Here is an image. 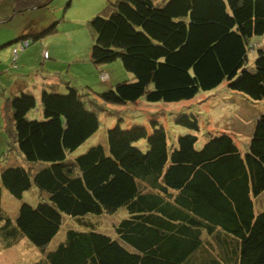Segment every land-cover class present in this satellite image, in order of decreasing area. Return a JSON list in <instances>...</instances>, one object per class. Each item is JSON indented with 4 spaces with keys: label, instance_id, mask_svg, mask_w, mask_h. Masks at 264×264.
<instances>
[{
    "label": "trees",
    "instance_id": "trees-1",
    "mask_svg": "<svg viewBox=\"0 0 264 264\" xmlns=\"http://www.w3.org/2000/svg\"><path fill=\"white\" fill-rule=\"evenodd\" d=\"M52 1L12 0L13 13ZM57 24L15 39L12 67L28 38L41 40ZM87 24L90 63L119 60L133 77L100 92L71 79L63 91L46 84L42 118L28 116L31 93L4 97L2 128L24 163L0 170V195L21 199L35 187L39 202L22 201L14 218L0 202L3 247L26 238L41 254L31 264H264V0H114ZM222 83L261 105L242 114L244 126L207 131L199 148L198 114L169 113L187 130L170 141L161 110L146 114L147 125L122 128L118 117L106 145L70 155L98 130L107 104L179 102ZM120 208L126 217L107 216ZM103 216L109 231L85 220ZM64 219L74 224L47 250Z\"/></svg>",
    "mask_w": 264,
    "mask_h": 264
},
{
    "label": "rangeland",
    "instance_id": "rangeland-1",
    "mask_svg": "<svg viewBox=\"0 0 264 264\" xmlns=\"http://www.w3.org/2000/svg\"><path fill=\"white\" fill-rule=\"evenodd\" d=\"M108 1L112 2L114 0H53L47 7H34L22 12L13 13L14 6L12 0H0L1 74H7L5 69L17 72L21 70L24 74L26 73V77L23 80L29 85V81H32L35 85V82L38 83L36 79L39 74L38 72L36 73L37 70H33L31 72L32 75H29L32 68L30 63L39 61L38 65L43 67V64L40 62L41 60L38 58L41 48L54 46L57 54L61 58L55 61L56 71L60 76L72 79L73 83L76 84L79 89L86 92H100L116 82L131 80L133 75L123 69L119 60L104 64L103 67L98 68L90 63V49L93 38L92 31L87 21L101 13L102 10L106 8ZM54 21H58L56 31L42 38L45 39L54 36V39L40 44V40L33 41L31 38H28L30 46L21 51L16 60V66L19 65V69H12L10 67L11 57H13L12 48L18 46L21 39L18 41L14 40L22 35L27 36L28 32H34L47 27ZM260 40L261 37H254L252 39V41ZM7 42L11 43L6 44ZM255 55L256 52L249 51L248 60L250 63ZM66 57L70 58L63 62ZM33 69H35V67ZM102 70L107 73L108 78H111V82H108V78L106 80L107 82L100 79L99 71ZM34 73L35 75H33ZM3 83L4 80L2 79L0 81V103L2 102L1 92ZM107 84L108 86L106 87ZM34 87L38 89L39 85H35ZM34 87H32V89H34ZM62 87L60 89L61 91L65 89ZM90 89L92 90L90 91ZM32 95H34L36 99V109L29 112L28 116L42 118L39 107V94L34 92ZM261 102L262 101H253L241 93L231 91L227 89L225 83H222L213 90L200 91L192 99L179 102H147L141 98L138 104L123 106L107 104L106 108L103 106L107 114L105 112H99L98 114L100 121L98 130L70 155L76 156L83 153L87 148L96 143L106 145V130L119 121L117 120L118 117L123 119L120 124L122 128H127L135 123L147 125L146 114L161 110L167 111L162 117L165 118L164 123L168 130L170 141L173 138V134L185 133L187 130L175 125L171 121L169 113L186 111L198 114L200 119V131L198 133L199 140L196 143V147L199 148L203 143L207 131H232V125L234 123L240 124V126L246 125L247 121L242 118V114L247 111L252 113V110L259 108ZM240 126L237 125L234 128L241 130ZM245 129L247 128H244V130ZM242 141L241 139V146H243ZM12 145L13 144L8 141V137L3 131V128L2 130L0 128V170L8 165H23L24 163L21 154H19ZM22 201L31 205H35L39 202L37 189L32 187L23 194L21 199L13 198L6 190H3L0 195L1 207L11 218L15 217L17 208ZM107 216H109L110 219L113 218L119 221L127 216V212L124 208H120L114 214ZM65 217L67 218L68 216ZM109 218L103 216L96 220H92L91 217H87L85 220L93 221L94 225L97 227L109 231L112 226L110 225L111 222ZM69 224H71V221L64 219L65 227H60L57 234L47 245V250L55 248L59 242L64 240L65 228H67ZM73 224L74 223L71 225ZM1 241L0 238V264H31L39 260L41 255L39 249L34 247L26 238H22L17 244L8 248H4Z\"/></svg>",
    "mask_w": 264,
    "mask_h": 264
},
{
    "label": "crops",
    "instance_id": "crops-1",
    "mask_svg": "<svg viewBox=\"0 0 264 264\" xmlns=\"http://www.w3.org/2000/svg\"><path fill=\"white\" fill-rule=\"evenodd\" d=\"M54 39V36L49 37V38H45L40 40V44L44 43L46 41H52ZM46 50L48 52V59H44L43 58V51ZM38 54V51H37ZM39 60H41V64H43V67H41L40 65H38V62L35 63H30V66H32L29 75H32V71L33 70H37L36 73L38 72L39 76L36 79L38 81L35 82V85H39L38 89H35V85L33 84L32 81H29L30 85L25 82V75L21 70L19 69V65L16 66L15 68L12 67V60H11V64L10 67L12 69H16L17 71H10L8 69H5L7 71V74H1L0 71V81L3 79L4 83H3V87H2V101L4 100V97L8 96L9 94H15V93H19L21 91L26 92V93H31L33 94L34 92H37L40 95L41 92V88L42 86L46 85V84H55L58 85L59 88H61L63 86V84H65V82H69L70 78H66L63 76H60L58 74V72L56 71V64L55 61L56 60H60L61 58L59 57V55L56 52V48L54 46H47V48H41V51L39 53L38 56ZM70 57H66L63 62H65L66 60H68ZM12 59V58H11ZM44 59V60H43ZM35 67V69H33ZM24 70V69H23ZM21 71V72H20ZM35 75V73L33 74ZM72 80V79H71ZM107 82V81H105ZM108 82H111V78H108ZM108 86V84L106 85ZM32 87H34V89H32ZM34 90V91H31ZM2 102L0 103L1 106ZM0 123H1V130H2V118L0 116ZM263 207H264V203H263Z\"/></svg>",
    "mask_w": 264,
    "mask_h": 264
},
{
    "label": "built area",
    "instance_id": "built-area-1",
    "mask_svg": "<svg viewBox=\"0 0 264 264\" xmlns=\"http://www.w3.org/2000/svg\"><path fill=\"white\" fill-rule=\"evenodd\" d=\"M27 44V42H24V45H26ZM12 53H13V59H15L16 58V56H17V48H14L13 50H12ZM44 57L46 58L47 57V53L46 52H44Z\"/></svg>",
    "mask_w": 264,
    "mask_h": 264
},
{
    "label": "clouds",
    "instance_id": "clouds-1",
    "mask_svg": "<svg viewBox=\"0 0 264 264\" xmlns=\"http://www.w3.org/2000/svg\"><path fill=\"white\" fill-rule=\"evenodd\" d=\"M21 49H22V48H21ZM44 52H46V53H47V51H46V50H44V51H43V54H44ZM43 57H44V55H43ZM12 59H13V58H12ZM12 59H11V60H12ZM44 59H48V53H47V57H46V58L44 57ZM12 61H13V60H12Z\"/></svg>",
    "mask_w": 264,
    "mask_h": 264
}]
</instances>
